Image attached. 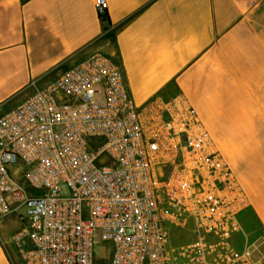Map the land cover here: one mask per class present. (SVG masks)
Here are the masks:
<instances>
[{"label":"built area","instance_id":"obj_1","mask_svg":"<svg viewBox=\"0 0 264 264\" xmlns=\"http://www.w3.org/2000/svg\"><path fill=\"white\" fill-rule=\"evenodd\" d=\"M248 207L190 102L139 106L104 53L0 116V218L20 221L23 264H264L235 243Z\"/></svg>","mask_w":264,"mask_h":264},{"label":"crops","instance_id":"obj_2","mask_svg":"<svg viewBox=\"0 0 264 264\" xmlns=\"http://www.w3.org/2000/svg\"><path fill=\"white\" fill-rule=\"evenodd\" d=\"M107 2L110 23L96 0H0V116L87 56L114 58L139 106L196 109L249 203L236 246L264 255V0ZM14 222L0 218V264H23Z\"/></svg>","mask_w":264,"mask_h":264},{"label":"rangeland","instance_id":"obj_3","mask_svg":"<svg viewBox=\"0 0 264 264\" xmlns=\"http://www.w3.org/2000/svg\"><path fill=\"white\" fill-rule=\"evenodd\" d=\"M10 108H11V107L7 108L5 111L9 110ZM4 113H5V112H4ZM1 115H2V114H1ZM24 216H25V220H26V222H27V220L29 219V218H28L29 216H28L26 213L24 214ZM11 227H13L14 229L16 228V230H17V229H20L21 225H20L18 222H14V223L11 224ZM95 252H96V256H97L98 258H102V257L104 256V253H105V249H104L103 244L98 245V246L96 247Z\"/></svg>","mask_w":264,"mask_h":264},{"label":"trees","instance_id":"obj_4","mask_svg":"<svg viewBox=\"0 0 264 264\" xmlns=\"http://www.w3.org/2000/svg\"><path fill=\"white\" fill-rule=\"evenodd\" d=\"M101 17H102L104 22H109L110 23L108 15L107 16H101Z\"/></svg>","mask_w":264,"mask_h":264}]
</instances>
